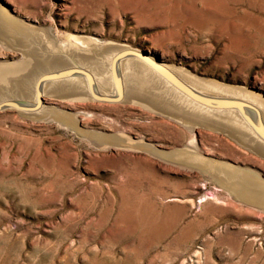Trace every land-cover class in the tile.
Segmentation results:
<instances>
[{"label":"rangeland","instance_id":"rangeland-1","mask_svg":"<svg viewBox=\"0 0 264 264\" xmlns=\"http://www.w3.org/2000/svg\"><path fill=\"white\" fill-rule=\"evenodd\" d=\"M8 20L42 35L34 46L51 61L113 49L136 68L144 60L133 54L264 103V0H0ZM5 37L3 27L2 76L34 49ZM9 79L0 82L10 94L0 103V264H264V207L149 151L163 157L193 138L203 161L264 184L259 153L123 95L64 98L41 81L37 100L17 99ZM98 135L130 146L101 148Z\"/></svg>","mask_w":264,"mask_h":264},{"label":"bare ground","instance_id":"bare-ground-1","mask_svg":"<svg viewBox=\"0 0 264 264\" xmlns=\"http://www.w3.org/2000/svg\"><path fill=\"white\" fill-rule=\"evenodd\" d=\"M3 27L11 36V38L5 37L10 44L21 45L24 51L29 50L31 45L34 47L28 55V58L32 59H27L20 70L8 71V74L5 73L4 76L0 73V82L10 78L9 88L12 91L10 93L17 99L34 98V96L35 99L38 98L42 88H40L41 81L46 82L42 86L45 88L51 86L55 93H59L64 98L87 97L112 103L118 101L123 95L129 102H138L144 107L167 115L170 119L178 118L184 124L192 125L193 128L203 126L211 131L226 134L237 144L264 157V123L261 115L255 110L252 111L254 104L261 107L264 112V103L258 102L257 98L255 99L245 91L217 86L207 81H198L182 71H174L175 75L173 71L162 68L160 70L151 61H143L145 64H139V68H136L134 60L123 61L124 55L115 57L116 51L113 49H105L99 54L91 53L87 56L73 55L74 62L72 59L51 61L52 58L42 54L40 49L34 46L44 41L42 35L31 33L27 28L10 20L7 24L0 22V29ZM135 57L138 58V55L135 54ZM61 78L63 79L60 80ZM58 84L63 87L58 88L56 86ZM69 84L72 85V89ZM0 86V90L3 89L0 91V103H5L9 100L10 94L5 86L2 84ZM109 97L112 99L106 100ZM240 102H245L249 106L238 105ZM14 105L17 106V104ZM19 107L26 109L17 106ZM38 110L39 107L36 104L28 111L37 112ZM60 119L71 127L75 125L73 118L60 117ZM192 126L185 128L191 132ZM95 137H97L96 145L101 148L107 145L121 148L130 146L129 140L123 135L112 138H103L99 135ZM188 146L163 157L151 150L147 151L166 161L200 169L205 176L225 189L235 201L264 207V184L258 177L247 171H230L225 168L227 166H214L203 161L204 159L202 160L197 152L193 138L190 139ZM143 197L146 198V196ZM145 214L143 216L145 226L147 230H150L152 225L149 219L146 220Z\"/></svg>","mask_w":264,"mask_h":264},{"label":"water","instance_id":"water-1","mask_svg":"<svg viewBox=\"0 0 264 264\" xmlns=\"http://www.w3.org/2000/svg\"><path fill=\"white\" fill-rule=\"evenodd\" d=\"M125 55L128 56V55H130V54L127 53V54H125ZM125 55H124V56H125ZM133 55L135 56V54H133ZM138 57H139L141 60L146 61V60H145L144 58H142L141 56H138ZM152 63H153V62H152ZM154 66L157 67V68H159L160 70H161V68H162V67H158V66H156L155 63H154ZM162 69H165V68H162ZM38 97H39V96H38ZM111 99H112L111 97L106 98V100H111ZM238 105H244V106L246 105V106H249L248 104H246V103H242V102H240ZM4 106H8V107H9V106H11V107H12V106H13V107H17V106H15L14 104H5ZM1 107H2V106H1ZM22 107H24V108H26V109H29L28 107H25V106H22ZM253 109H254V108H253ZM256 112H258V111H256ZM258 113H259V112H258ZM259 116H260V115H259Z\"/></svg>","mask_w":264,"mask_h":264}]
</instances>
